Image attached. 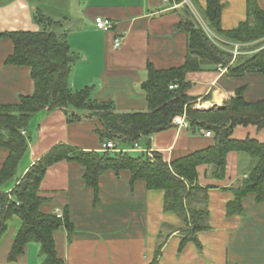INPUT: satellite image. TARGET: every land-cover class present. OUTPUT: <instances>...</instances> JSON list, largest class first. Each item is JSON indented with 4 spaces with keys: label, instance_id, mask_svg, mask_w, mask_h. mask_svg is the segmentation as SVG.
I'll list each match as a JSON object with an SVG mask.
<instances>
[{
    "label": "crops",
    "instance_id": "0c3cea01",
    "mask_svg": "<svg viewBox=\"0 0 264 264\" xmlns=\"http://www.w3.org/2000/svg\"><path fill=\"white\" fill-rule=\"evenodd\" d=\"M220 1L223 30L234 29L247 18L246 0ZM189 2L207 26L200 15L206 0ZM256 3L264 8V0ZM181 7L175 0H0V33L38 30L33 18L36 9L63 20L65 29L58 33H64L76 56L69 79L71 88L92 86L96 101H110L117 111H144L147 102L141 84L147 76V64L166 69L184 60L186 34L177 29ZM96 16L112 20L113 28L97 29ZM116 37L121 43L114 47ZM12 52L10 38L0 36V104L14 103L33 92L29 67L6 63ZM186 80L190 83L187 94L196 98L197 109L223 106L241 85H246V100L264 99V74L258 71L231 77L226 70H206L190 72ZM207 102L211 105L203 107ZM100 126L99 121L87 117L68 122L60 109L41 111L25 132L30 140L19 164L20 177L58 144L99 150ZM246 137L264 142V129L254 125L233 129L232 138ZM212 142V135L202 130L172 125L152 134L149 148L170 162ZM6 155L7 151L0 148V167ZM251 164L245 154L229 152L222 179L207 176V164L197 166L198 184L208 187L210 228L197 234V242L188 241L179 250L182 223L177 215L163 210L162 190L148 189L142 180L131 186L127 170L118 175L107 170L98 177L95 194L85 184L79 163L58 161L47 168L39 187L40 195L49 199L43 210H58L61 217L64 213L72 225L70 232L65 227L55 231L57 255L65 264H151L161 244L157 264H264V201L256 202L254 195L248 194L242 202L243 214L226 213V203L233 198L229 187L240 183ZM19 178L11 179L5 187L7 192ZM20 226V218L13 215L0 237V264H41L37 243H28L15 259H8Z\"/></svg>",
    "mask_w": 264,
    "mask_h": 264
},
{
    "label": "trees",
    "instance_id": "16d2710c",
    "mask_svg": "<svg viewBox=\"0 0 264 264\" xmlns=\"http://www.w3.org/2000/svg\"><path fill=\"white\" fill-rule=\"evenodd\" d=\"M175 1L182 4L177 29L186 34V54L181 64L166 69L147 64V76L141 84L147 102L144 111H117L110 101H96L92 97V86L71 88L69 79L76 56L64 33H58L65 29L63 20L36 9L33 18L38 30L0 33L13 43V52L6 63L29 67L33 81L31 95L21 96L14 103L0 104V148L7 151L0 167V237L13 215L21 220L9 260L21 254L28 243H37L41 264H65L57 255L53 235L61 227L70 232L72 225L64 213L58 218L44 211L43 206L49 199L39 192L47 168L64 159L82 166L83 180L95 194L97 179L107 170L116 175L127 170L131 186L142 180L148 189L162 190L163 210L177 215L182 223L179 250L188 241L197 242V234L210 228L208 187L197 182L198 165L207 164V176L222 179L227 154L231 151L245 154L252 164L240 183L229 187L233 198L226 203V213L243 214L242 202L248 194H253L256 202L264 201V142L249 137L232 138L233 129L238 125L264 129V99L246 100V85H241L223 106L197 109L194 107L196 98L187 94L190 83L186 80L190 72H218V64L226 67L231 77L254 71L264 74V8H260L256 0H246L247 18L236 28L223 30L220 22L223 4L220 0H206L200 15L207 26L224 40L241 44L242 53L233 57L208 38L187 3ZM173 84L177 87L170 88ZM55 109L63 110L68 122L85 117L96 119L101 124L97 129L100 143L112 139L119 148H133L136 143L145 150L150 149V136L172 126L171 119L177 114H185L187 129L210 131L213 142L170 162L153 150L149 157L146 151L133 155L130 150L88 151L58 144L31 164L7 192L6 185L28 151L30 137L25 132L38 113ZM160 248L161 244L156 247L151 264H157Z\"/></svg>",
    "mask_w": 264,
    "mask_h": 264
},
{
    "label": "built area",
    "instance_id": "2783aa9c",
    "mask_svg": "<svg viewBox=\"0 0 264 264\" xmlns=\"http://www.w3.org/2000/svg\"><path fill=\"white\" fill-rule=\"evenodd\" d=\"M167 1V0H165ZM185 3H187L189 5V7L191 8V10L193 11L194 15L196 16L197 20L201 23V26L204 30V32L206 33V35L208 36V38L213 41L215 44L221 46L222 48L228 50L229 52L232 53V56L235 57L236 55L242 53V50H241V44L240 43H237V42H228L222 38H218L216 36V34L210 30L206 25L205 23L199 18L198 14L195 12L194 10V7L192 6V4L189 2V0H183ZM94 24H95V27L101 31H109L113 28L114 26V22L112 20H110L109 18H106V17H103V16H96L94 18ZM121 43V38L120 37H116L114 39V47H117L119 46ZM217 71L218 72H224L226 70V67L218 64L217 65ZM177 85L176 84H173L170 86V88H176ZM171 124L172 125H176L180 128H187L188 127V121L185 117V114H177V115H174L171 119ZM202 132L207 135V136H210L211 135V132L210 131H205V130H202ZM100 149L101 151H107V150H110V151H114V150H124V151H127V150H130V151H138V152H143V151H146L147 152V155L149 157H152V153H151V149H148V150H145L143 148H141L139 145H137L136 143L134 144L133 148H128V149H124V148H119L117 146V141L115 140H107V141H104V142H101L100 143ZM56 215V217L60 218L61 217V213L58 212V210L55 211L54 213Z\"/></svg>",
    "mask_w": 264,
    "mask_h": 264
},
{
    "label": "rangeland",
    "instance_id": "374dc122",
    "mask_svg": "<svg viewBox=\"0 0 264 264\" xmlns=\"http://www.w3.org/2000/svg\"><path fill=\"white\" fill-rule=\"evenodd\" d=\"M135 154H137V153H133V155H135ZM20 168H21V166L19 165V167L17 168V172H16V174H15V178H19L20 177V173H21V170H20ZM180 222H181V220H180ZM182 226V225H181ZM181 237H182V232H181V234H180V239H181Z\"/></svg>",
    "mask_w": 264,
    "mask_h": 264
},
{
    "label": "bare ground",
    "instance_id": "6f19581e",
    "mask_svg": "<svg viewBox=\"0 0 264 264\" xmlns=\"http://www.w3.org/2000/svg\"><path fill=\"white\" fill-rule=\"evenodd\" d=\"M211 105V103L210 102H207V103H204L202 106L203 107H209ZM201 107V106H200Z\"/></svg>",
    "mask_w": 264,
    "mask_h": 264
},
{
    "label": "water",
    "instance_id": "95a60500",
    "mask_svg": "<svg viewBox=\"0 0 264 264\" xmlns=\"http://www.w3.org/2000/svg\"><path fill=\"white\" fill-rule=\"evenodd\" d=\"M69 25V24H68ZM67 26V25H66Z\"/></svg>",
    "mask_w": 264,
    "mask_h": 264
}]
</instances>
